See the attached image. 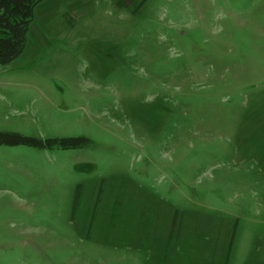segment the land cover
Segmentation results:
<instances>
[{
	"label": "rangeland",
	"instance_id": "rangeland-1",
	"mask_svg": "<svg viewBox=\"0 0 264 264\" xmlns=\"http://www.w3.org/2000/svg\"><path fill=\"white\" fill-rule=\"evenodd\" d=\"M4 132L0 264H264V0H42Z\"/></svg>",
	"mask_w": 264,
	"mask_h": 264
},
{
	"label": "trees",
	"instance_id": "trees-1",
	"mask_svg": "<svg viewBox=\"0 0 264 264\" xmlns=\"http://www.w3.org/2000/svg\"><path fill=\"white\" fill-rule=\"evenodd\" d=\"M42 0H0V65L17 58L24 50L35 7ZM86 137H52L44 140L16 132L0 133V144H27L38 148L54 145L70 148L87 144Z\"/></svg>",
	"mask_w": 264,
	"mask_h": 264
}]
</instances>
